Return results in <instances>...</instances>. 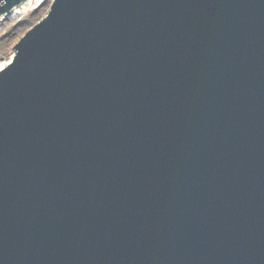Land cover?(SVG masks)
I'll list each match as a JSON object with an SVG mask.
<instances>
[{"label": "water", "instance_id": "obj_1", "mask_svg": "<svg viewBox=\"0 0 264 264\" xmlns=\"http://www.w3.org/2000/svg\"><path fill=\"white\" fill-rule=\"evenodd\" d=\"M14 47L0 264H264V0H53Z\"/></svg>", "mask_w": 264, "mask_h": 264}, {"label": "rangeland", "instance_id": "obj_2", "mask_svg": "<svg viewBox=\"0 0 264 264\" xmlns=\"http://www.w3.org/2000/svg\"><path fill=\"white\" fill-rule=\"evenodd\" d=\"M33 1L25 10L15 8L11 14L0 18V63L12 60L13 46L27 30L48 12L51 0ZM17 9V10H16ZM22 12V13H21Z\"/></svg>", "mask_w": 264, "mask_h": 264}, {"label": "bare ground", "instance_id": "obj_3", "mask_svg": "<svg viewBox=\"0 0 264 264\" xmlns=\"http://www.w3.org/2000/svg\"><path fill=\"white\" fill-rule=\"evenodd\" d=\"M33 1L31 0H26L25 3H22L20 6L16 7L19 8V10H25L26 7H28ZM17 10V9H16ZM22 13V12H21ZM8 63V61L6 62H1L0 63V69H3L5 67V65Z\"/></svg>", "mask_w": 264, "mask_h": 264}]
</instances>
